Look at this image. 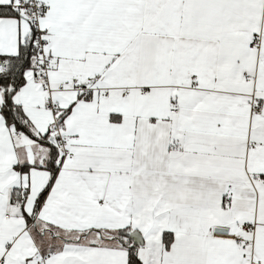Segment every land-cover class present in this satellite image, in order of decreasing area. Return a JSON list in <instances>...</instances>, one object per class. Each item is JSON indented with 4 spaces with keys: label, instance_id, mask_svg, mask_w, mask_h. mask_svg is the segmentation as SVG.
Wrapping results in <instances>:
<instances>
[{
    "label": "snow or ice",
    "instance_id": "1",
    "mask_svg": "<svg viewBox=\"0 0 264 264\" xmlns=\"http://www.w3.org/2000/svg\"><path fill=\"white\" fill-rule=\"evenodd\" d=\"M0 264H264V0H0Z\"/></svg>",
    "mask_w": 264,
    "mask_h": 264
}]
</instances>
